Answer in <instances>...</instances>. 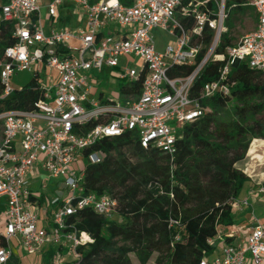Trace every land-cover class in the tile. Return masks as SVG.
<instances>
[{
  "label": "built area",
  "instance_id": "2783aa9c",
  "mask_svg": "<svg viewBox=\"0 0 264 264\" xmlns=\"http://www.w3.org/2000/svg\"><path fill=\"white\" fill-rule=\"evenodd\" d=\"M65 1L50 0L48 16L54 18ZM71 1L83 25L49 30L41 20L40 0L0 3V20L13 26V43L0 53V264H24L15 260L14 240L27 254L57 246L51 264H72L79 258L77 248L93 241L69 218L85 207L104 217L117 208V199L108 194L84 192L85 166L102 160L100 152L85 151L98 140L132 132L141 147L172 156L177 131L209 110L201 100L230 93V76L240 63L264 73V0L241 4L253 9L255 26L222 49L229 32L224 25L230 11L226 0ZM156 27L175 39L164 51L156 49L151 36ZM131 55L139 65L121 66L120 58ZM211 61L221 62L218 77L192 95L196 77ZM176 65H192L193 70L170 76L168 70ZM23 70L33 72L29 88L37 97L29 108L9 107L18 103L23 89L14 88L11 77ZM93 70H107L124 84L141 77L139 92L100 99L93 95ZM34 173L61 178L67 189L64 200L55 194L57 188L47 196V229L41 226V207L29 187ZM258 192L264 194V183ZM231 204L241 209L248 199ZM59 248L72 260L67 262ZM247 255L255 263L264 261V223H257L244 241L224 244L219 254L196 264H244Z\"/></svg>",
  "mask_w": 264,
  "mask_h": 264
},
{
  "label": "trees",
  "instance_id": "16d2710c",
  "mask_svg": "<svg viewBox=\"0 0 264 264\" xmlns=\"http://www.w3.org/2000/svg\"><path fill=\"white\" fill-rule=\"evenodd\" d=\"M244 1L226 0V5L240 9ZM12 29L0 20V53L13 43ZM232 40L231 31L224 34L220 49ZM220 65L211 61L204 66L192 95L218 77ZM192 70V65H176L168 74L186 76ZM230 77V93L201 100L209 110L178 130L172 156L141 147L132 132L102 138L85 151L100 152L102 160L85 166L84 192L108 194L118 205L110 217L85 207L69 218L93 239L77 248L79 258L72 264H131L130 252L140 264L153 253L157 264H196L213 253L215 245L209 240L219 226L233 224L231 203L249 180L236 163L244 159L251 139L264 137V73L242 62ZM140 81L121 84V95L138 93ZM31 85L24 86L18 103L9 107L29 108L37 97ZM53 252L45 255L44 264H50Z\"/></svg>",
  "mask_w": 264,
  "mask_h": 264
},
{
  "label": "crops",
  "instance_id": "0c3cea01",
  "mask_svg": "<svg viewBox=\"0 0 264 264\" xmlns=\"http://www.w3.org/2000/svg\"><path fill=\"white\" fill-rule=\"evenodd\" d=\"M4 0H1L3 2ZM50 0H40V15L42 23L46 30L50 28L57 27H68V28H77L80 25H83V19L80 18L75 5L70 0L68 1L70 7L65 6L66 2L60 6L56 11V16L54 18H50L47 14V5ZM254 17L255 13L253 11ZM256 18L253 20V24L255 26ZM94 79V88L93 95L100 98L105 99L109 97H113L111 92H107L105 89L101 88L99 85V81L97 77L91 76ZM117 95H120V87ZM122 96V95H121ZM258 139L261 140L262 143H256L253 148V152L249 153L250 144L253 140ZM236 167L241 169L248 177L249 180L245 183L242 188L238 200L247 198L248 204L244 205L241 209H233V224L230 226H219L217 236L214 238L213 244L215 245L212 256L219 254L220 247L224 244H236L245 240L251 229L257 223H264V194L258 192L259 185L264 183V138H253L251 139L246 155L243 160L236 163ZM47 177L44 173H34L31 177L30 181V190L33 192L36 197H33V200L38 203V206L41 207L39 209V213L41 216V226L45 229L51 226L49 212H46V200L47 194L43 193V190L47 186ZM56 188L51 190L53 191ZM229 237L230 241H225L224 239ZM14 244V257L15 260H19L24 264H41L44 263L45 255L49 253L52 249L54 252L51 256L50 264L52 261L53 255L56 253L58 249L57 246H44L42 250L35 254H27L17 246V241H13ZM60 252L66 254L65 249L59 248ZM35 255L36 258L31 259L30 256ZM209 257V256H208ZM255 263V262H254ZM256 264H264V261Z\"/></svg>",
  "mask_w": 264,
  "mask_h": 264
},
{
  "label": "rangeland",
  "instance_id": "374dc122",
  "mask_svg": "<svg viewBox=\"0 0 264 264\" xmlns=\"http://www.w3.org/2000/svg\"><path fill=\"white\" fill-rule=\"evenodd\" d=\"M68 1L70 0H67V2L65 1L66 2L65 6L70 7ZM247 11L253 13V9L251 7L248 8L245 6H241L240 9L230 8L229 17L224 21V25L227 27L229 31L232 32L233 35L232 42L234 43L237 42V40L241 36L250 32L254 28V24H253L254 22L252 20L253 17H251L250 13H246ZM151 36L153 38V41L155 42V46L158 51H164V48L167 44H174V40H175L174 37L168 35L166 31L162 30L159 27H156L151 31ZM139 62L140 60L136 58L134 59L132 55L128 57L126 56L122 57L120 58L119 61L121 66L128 64L133 67L135 66L137 67L139 65ZM89 75L97 77L98 81L100 82L99 85L101 86V88L105 89L107 92L108 91L111 92L113 97L115 98L118 97L116 93L118 92L120 85L124 84L123 80H119L117 78L109 76L107 70H105L103 73H98L95 70H93L89 72ZM41 77L45 82L47 81L45 76V70L41 72ZM32 79H33V72L31 70L18 71L14 73V75L11 77V84L14 88L17 89L19 87H24L30 84ZM121 101L124 102L123 100ZM231 104L232 103H229V106H231ZM256 143H262V141L258 139L253 140L252 143L250 144L249 153L253 152V148L256 145ZM129 153L130 152L126 150V154L128 155ZM45 181H47V186L43 190L44 194H47L49 197H51L52 194L51 190L54 188L55 185L57 188V191H54L55 194L58 195L60 194L62 200H64L67 197V189H65V187L63 186L61 178H46ZM113 218H116L117 221L120 222L122 221V218L118 217L117 215H113ZM121 243L122 242H119V244ZM62 256L66 259L67 262L72 260L71 255H67L64 253ZM128 256L131 264H140L134 252H130ZM211 256L212 254L209 256V258H212ZM156 257H157V253H153L146 264H157L155 262ZM30 258L33 259L36 258V256L33 255L30 256ZM244 264H256V263L251 261L249 255H247V260Z\"/></svg>",
  "mask_w": 264,
  "mask_h": 264
}]
</instances>
